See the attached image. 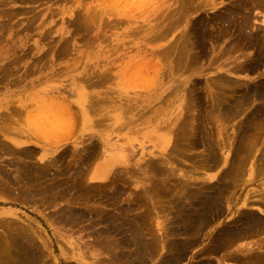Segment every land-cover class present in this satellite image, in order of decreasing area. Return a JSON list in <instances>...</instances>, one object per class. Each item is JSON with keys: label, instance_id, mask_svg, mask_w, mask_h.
<instances>
[{"label": "rangeland", "instance_id": "obj_1", "mask_svg": "<svg viewBox=\"0 0 264 264\" xmlns=\"http://www.w3.org/2000/svg\"><path fill=\"white\" fill-rule=\"evenodd\" d=\"M239 1L241 0H0V127L3 130L0 137L5 141L0 146V167H4L14 178L21 173L22 162L45 164L56 158L53 170L68 166L73 178L80 162L78 154L96 144L99 156L89 163L88 170L91 173L89 177H85V184L106 188L104 194L96 191L91 194L90 191L87 193V188L84 190L81 187L82 183L71 185L77 186L71 190L70 185L65 183L55 192L52 190L28 197L21 192L16 180L11 183L10 189L6 182H0V229L4 230L5 226L11 224L28 228L44 250L41 263L45 264H122L123 260L117 263L113 257L122 255L123 252L127 253L125 256L128 260L137 259L136 254H130L132 249L137 248L135 243L122 242L132 235L131 225L122 223L121 218L114 223L109 219L117 218L120 203L131 202L134 206L135 203L132 202L138 200L140 192L153 185V171L146 161L167 158L160 152L164 144L159 139L160 132L165 131L171 120L174 124L180 118L185 93L194 82L208 86L206 81H211L220 74L228 75L229 78L232 76L231 79H235L236 84L245 82V86L238 85L239 92H243L250 82V86L256 85L254 88L257 84H264V57L263 63L260 62L256 69L239 72L237 69L246 56H252L256 52L257 48L243 39L247 38L248 33L263 32L264 5ZM184 6L185 9H182ZM187 7L189 10L186 11ZM232 8V17L237 15V9L240 15L235 17L236 21L228 28L229 22H223L222 17L229 15ZM91 9L96 10L94 12ZM182 12L187 13L184 16ZM98 13H102L101 16ZM241 13L250 15L247 17ZM33 15L36 18L33 19ZM213 16L217 19H213ZM242 16L245 19L251 17L247 30H244L249 32H244L245 34L241 29L238 31L241 24L237 21L241 23L244 20ZM203 18H208L211 31L215 28L213 34L219 35L220 32L219 36L224 38L219 37L220 40L214 45H211L210 40L207 41L206 49H210L209 54L203 56V60L199 59V64H196L198 66L182 70L171 54L165 55L162 51L178 42L186 30L187 35L189 29L193 31L192 25ZM219 27L224 28L221 30ZM237 31L242 32L241 35ZM207 38L209 39V35ZM235 38L238 42L236 39L232 43ZM242 41L250 47L245 48ZM240 48L243 49L239 51ZM61 49L64 50L63 54ZM213 56L215 59L218 56V59L215 61ZM210 89L215 91V86L211 85ZM237 90V94H241ZM206 103L208 105L209 101ZM64 106L70 107L69 110L63 109ZM241 117L244 115L232 118V121L227 118L217 123L211 121L215 125L209 121L207 134L200 131L208 138L206 143L187 151L191 156L196 154L197 157L176 158V154H172L167 165L176 168L177 173L173 178L192 185L194 194L185 197L179 195L173 201L171 198H163L164 194L163 197L158 196V200L148 206L149 225L152 226V232L156 231L151 235L148 233V237L153 234L163 236L165 226L179 225L182 220L180 216L177 217L178 211L175 214L179 204L177 199L184 203L185 221L181 223L191 224L190 215L200 209L203 192L199 186L215 184L219 174L229 165L228 157L232 150L235 151L234 144L239 139L236 134H241ZM215 126L219 127V131ZM263 129L264 123L260 132L259 128L256 132V129L251 131L257 134L255 137H261L257 139L260 141L254 153L257 156L260 154L255 163L259 164L261 170L246 171L232 192H227L232 196L231 206L227 205L222 215L213 219L214 222L205 230L196 232L198 240L191 244L186 258L178 264H251L244 259L246 256L253 251L264 252L263 231L238 239L231 247L219 246L215 252L209 247L217 240L221 228L232 225L246 208L264 215V206L259 200V196L264 193ZM214 131L218 132L216 136ZM207 141L216 146L218 156L221 155L222 158L212 168L210 164L215 162H208V151L212 146ZM6 144L14 148L5 151L2 146ZM172 145L175 149L174 139L169 142L167 151H172ZM23 150L31 151L32 154L22 153ZM140 156L146 159L142 157L141 160ZM104 168L107 169L108 176L95 177L96 172H102ZM119 172L123 178L121 181L120 177L116 180L121 186H125V191L118 201L112 197L113 189L109 183L112 178V181L115 180L114 176ZM2 176L0 169V178ZM174 179L171 182L175 183ZM37 187L33 188L37 190ZM76 188L78 189L75 190ZM59 189L65 196L57 195ZM66 193L69 195L66 196ZM91 195L93 198L89 199ZM244 197L253 198L255 205L246 204ZM69 205L78 212L86 210L87 214L79 217L77 213L76 216L66 217L64 214ZM165 205L169 207L166 208ZM159 206L165 208L161 209ZM134 207L132 212L145 209ZM103 211L108 214L103 215ZM145 212L147 213V209ZM115 226L120 229L116 228L114 232L104 231ZM177 236L175 237L182 240L185 234ZM208 247L209 250H206ZM165 253V248L158 251L155 256L149 257L151 259L148 264H160V258Z\"/></svg>", "mask_w": 264, "mask_h": 264}, {"label": "bare ground", "instance_id": "obj_2", "mask_svg": "<svg viewBox=\"0 0 264 264\" xmlns=\"http://www.w3.org/2000/svg\"><path fill=\"white\" fill-rule=\"evenodd\" d=\"M19 1H21V0H19ZM241 1H239V2L241 3ZM248 2H251V4L253 2H255L259 5L260 4L264 5V0H246L245 1V3H248ZM242 3L244 4V2H242ZM230 8H231V6H230ZM182 9H185V6ZM232 9L229 11V15H223V17L220 16V17H222L223 22L224 21L229 22V25H227L228 28H229L230 24H232L234 21H236L235 17L238 15V12H237L238 9H237V11H236L237 15L235 14L236 16L232 17L230 15V14H232V15L234 14V9H233V11H232ZM93 10L91 9V11H93ZM95 10H94V12H95ZM101 10L102 9H100L99 12H101ZM187 10H189V7L186 8V11ZM223 10L220 11V13L221 12L223 13ZM228 10H229V8H228ZM228 10H227V12H228ZM225 11H224V13H225ZM239 11H241V10H239ZM13 12L15 13V11H13ZM79 12L82 14L81 11H79ZM103 12H105V11H103ZM182 13L185 16L186 15L185 13H187V12H182ZM222 13L220 15H222ZM87 14H88V12H87ZM98 14L101 16L102 13L101 14L98 13ZM241 14L247 15V13H241ZM76 15L77 14H75L74 18H76ZM82 15H80V16H82ZM90 15L93 16L92 14H90ZM248 15H250V14L248 13ZM248 15H247V17H248ZM35 16H36V14H35ZM35 16L33 15V19L36 18ZM91 16H90V18H91ZM244 16H242V18L244 20L241 23H239V21H237L238 24H241L240 28H238V31H240V29H241L243 34L249 32V30L247 32L244 30H247L248 23L251 22L250 16L248 18L250 21H247L248 19L247 18L245 19ZM82 17H80V18L83 19ZM215 17L213 16V19H215ZM80 18H78V19L80 20ZM204 19L205 18L198 20L197 23L193 24L192 26H194V27L191 28L193 31H189L190 30L189 29L188 35L186 34L187 33V30H186L185 31L186 33L181 37V39L178 42L173 43L171 46L167 47L166 49H164L162 51L165 55L171 54L170 56H173L176 59V61H177L176 63L179 65V68H181L182 70L188 69L189 67H191L193 65L199 64V62H198L199 59L203 60L202 57L207 55L208 52H210L209 51L210 49H206L207 48L206 47L207 41L210 40L211 45H214V43L218 42V40L222 39V37L224 38V36H222V37L219 36V35H221L220 32H219V35L213 34L212 32L213 31L215 32V28L213 31H211L209 23L207 22L208 18L205 19L206 21ZM216 19H217V17H216ZM240 19H241V17H240ZM73 20L75 21V19H73ZM80 21H82V20H80ZM83 21H85V20H83ZM93 21H95V20H93ZM192 21H195V20H192ZM211 21H212V19H211ZM218 21H221V19H219ZM218 21H216V22H218ZM212 23H215V22H212ZM235 24H237V23H235ZM234 27H236V26H234ZM222 28H224V27H222ZM222 28L219 27V29H221V30H222ZM216 29H218V28L216 27ZM226 30H227V27H226ZM226 30H223V31L227 32ZM223 31H221V32H223ZM259 31H260V29H259ZM191 32L193 35L191 34ZM237 32H235V33L237 34ZM242 32H240V33H242ZM217 34H218V32H217ZM208 35H209V39L207 38ZM219 37H220V39H219ZM237 38H238V36H237ZM237 38L232 40V43H233V41H236ZM238 39H237V42H238ZM240 40H242V39H240ZM243 40L244 41L246 40L247 44H251V45L253 44L255 46L254 48H257V49H256V52L254 55H252V56L248 55V57L246 56V59H244V61H242L238 64V67H237V69H239L238 72L240 70H249L251 68L256 69L257 66L260 64V62H262V59L264 57V30H263V32L261 31V33H258V34L254 33V32H252L251 34L248 33L247 38L243 39ZM244 41H242V43L245 44V48H246L247 45ZM237 42H234V43H237ZM239 42H241V41H239ZM253 45H252V47H253ZM229 46H230V43H228V47ZM238 46L241 47V45H238ZM248 47H250V45L247 46V48ZM194 49H196L198 51L193 52L192 50H194ZM241 49H243V48H240L239 51ZM221 50H223V49H221ZM257 50H258V52H257ZM62 51L64 52L63 49H61V53H62ZM244 51H245V49H244ZM246 54H247V52H246ZM215 57H216V55H215ZM213 58H214V56H213ZM216 59H218V56ZM216 59H215V61H216ZM196 66H198V65H196ZM231 68H230V70H231ZM237 69L235 70L236 72H237ZM221 75L222 74H220L219 76L217 75L216 78L211 79V81L210 80L206 81V84L208 86L203 85V84L198 85V83H201L198 81L194 82L193 86L190 88V90H188L185 93V95L183 97L184 102L182 105V111L180 113V118H178L177 122L174 124L171 120L167 124V128L165 129V131L160 132V138L159 139L164 142V144L161 146L160 152L162 155H166L167 158H163V157L160 158L159 157V158L154 159V160L146 161L150 164V168L153 171V174L151 176L152 181H153V185L150 188H145L144 190H142L140 192V194L137 196L138 198L136 197L138 200H136V198H135L136 201H134V199L132 200V201H134L132 203H135L134 206H138L140 208L145 207V209H147V213L145 212V209H143L139 212H132V210L135 209V207L131 204V202L130 203L128 202L125 204L120 203L118 205V208H119L118 212H120V213L117 215V218L116 219H112V218L109 219V221H112V223L117 222L116 220H119L120 218L123 220V221H121L122 223H127V224L129 223L131 225L132 235H130V237L128 236L127 238H125L124 241L122 240V242H124V243L125 242L126 243H135V245L137 246L136 249H132V251L130 252V254H136L137 259L134 258V259L128 260L125 256V255H127V253L123 252L122 255H116L113 257V259H115L117 261V263H120L121 260H123L122 264H148V262L151 259L149 257L155 256L158 253V251L165 248L167 253H165L160 258V262L162 261L160 264H178L181 260L186 258L187 251L189 250V247H191V244H193L194 242H196V240H198L199 235L197 236L196 232L199 231V233H200V232H202L203 229L205 230L206 227H209V225H211V222L212 223L214 222V221H212L213 219H216L217 217L222 215V211H223V209H226L227 205L231 206L232 196L228 195L227 192L228 191L230 192V190L232 192L233 187L238 183L237 181L240 180V178L243 175H245V173H247L246 171L252 172V170H254V169H256L257 171L261 170V167L259 166V164L255 163V159L257 162L260 154H259V156L254 154L255 149L257 151V146L259 143L258 141H260L257 139H260L261 137L260 138L255 137L257 134L255 135V133L253 134V132L254 131L256 132L258 130V128L260 129L258 132H260L261 128L263 126V123H264V84H261V85L257 84V87L254 88L256 85L250 86L249 85L251 83L250 82V83L246 84L247 86L244 87L246 89H244L243 92H239L237 90V88H239L238 85L242 84L245 86V82H244V84L243 83L236 84L235 79H231L232 76L229 78L227 74H225L227 76H221ZM262 80H264V79H262ZM211 85L215 86V91L210 89ZM201 87H203V89H201ZM236 90L241 94H237ZM234 91H235V93H234ZM235 94H237V95H235ZM257 100H261L262 102L260 101L258 104H256L255 102ZM207 101H209L208 105L206 103ZM253 101L255 104H253ZM251 105H254V106L252 107ZM62 108L65 110H69L70 107L67 108L66 106H64ZM194 111H197V113H194ZM240 115H244L243 118L241 117L242 118L241 120H243L244 122L242 121V124L240 125V128H241L240 133L241 134L238 132L240 134V136L236 134V136H238L239 139H237V141L235 140L236 141V144H234L235 145L234 146L235 151L232 150V152H231L232 154L228 157L229 165L227 166V168H225L219 174L217 180L215 181V184H212V185L207 187L206 184L202 183L203 185L199 186V188L201 187L200 189L203 192L201 194V197H200V202H201L200 203V209L197 210L195 213H193V215H190L191 224L184 225L183 223H181L182 221H185L184 203L181 202L182 200L177 199L179 201V204H178V209L176 210L175 214H177V211H178L177 217L180 216L179 218H180V220H182V221H180L179 225L165 226L164 227L165 229L163 231L164 237L162 235H158V234H157V236L155 234H153V236L148 237L147 236L148 233H150V235H151V233L156 232V231L152 232V228H151L152 226L149 225L150 224V222H149L150 216H149L148 206L152 205L156 200H158V196L161 195V197H163L162 195L164 194L165 196L163 198H165L166 200L168 198L169 199L171 198V200L173 201L174 199H176L175 198L176 196L180 195L182 197L183 196L185 197L186 195L193 196V194H194L193 190H192L193 189L192 185H190L188 182H185L182 180H178V179L176 180V179H174L175 177L173 178V176L177 173V171H175L176 168L169 167L167 165L168 160H170L172 158V154H176V158L179 156L180 157L181 156L182 157H192V158L197 157L196 154L194 156L192 154V156H191L190 154L187 153V151L191 148H195L196 146H201L202 144L206 143V139H208V138H206L205 134H203V133L201 134L200 131L202 130V132L207 134V128H209V121L210 122L216 121V123H217V121H220L223 118H227V119L232 121V118H236ZM172 124H173V126H172ZM213 124L214 123H212V125ZM235 125H236V123H235ZM58 128L61 129V126H59ZM235 128H236V126H235ZM238 128H239V126H238ZM217 129L219 131V127ZM254 129H256V130H254ZM235 131H237V130H235ZM251 131H253V132L251 133ZM2 132H3V130L0 127V134H2ZM214 133H216V132L214 131ZM208 134H210V133H208ZM217 134H218V132L215 134V136ZM260 136H262L261 133H260ZM172 139H174L176 145H175V149H174V145H172V151L170 152V151H167V146ZM235 139H236V137H235ZM207 142H209V145L211 144L210 141H207ZM19 143H21V142H19ZM3 144H5V141H3L0 137V146ZM210 146H212V148L210 147L211 150L208 151L209 152L208 154L210 155V156H208V160H210V161H208L207 159L205 161L215 162L214 164L209 163L211 165V168H212V165L214 166L222 158L220 157L221 155L218 156V153H217L218 149L216 148V146H214L213 144H211ZM2 147H3V149H5V151H9V150L14 148L9 144H6V146H2ZM173 149H174V151H173ZM21 152L26 153L27 155L32 154L31 151H27V150H23ZM218 152H219V150H218ZM98 156H99V148H98V145H96V144H92L91 146H88L84 150L83 153L78 154V157H80V162H78L79 164L76 166L73 178L71 177V173H70L71 168L68 166H65L63 168L59 167L57 170H53L54 169L53 166H54V164H56V158H52V160L46 162L45 164L22 162V164H20L21 173L18 176H15L14 177L15 179L13 178V176H11L9 174L10 172H8L4 167H0V169L2 170V173H3L2 178H0V182H6L7 187L10 189L11 183L16 180V182L19 186V189H21V192L22 193L24 192L23 194H26L28 197H33L39 193H45V192L49 193L52 190H54V192H55V190H57L60 186H62L65 183H67L66 185H70V190H71V188L73 189L74 187H77L76 185L74 187L71 185L76 184V183L79 185L82 183L81 185H83V186H81V187L84 190H85V188H87L86 189L87 193H88V191H90L92 194V192L94 193L96 191V192H98V194H99V192L101 194H104V193H106V191H104L106 188H99L100 186L98 188H96V187H93L91 185L85 184V177H89V175L91 173L88 170L89 169L88 168L89 163L94 161ZM142 157L143 156H140V159ZM143 158H144V160L146 159L145 157H143ZM219 158H221V159H219ZM140 159L138 161H140ZM148 159H150V158H148ZM141 160H143V159H141ZM249 164H250L251 169L249 168ZM206 165H204V166H206ZM217 165H220V164H217ZM247 168H248V170H246ZM207 169H208V166H207ZM96 174L97 175H95V177L104 178V177L108 176L107 175L108 171H107V169L104 168V169H102V172H96ZM65 175H68V176L65 177ZM187 175H188V172H187ZM114 177H115V180L112 181V179H114V178H112L110 181L111 183H109V185H111V187L113 189V192L111 193V195L115 200L119 201L121 194L125 191V186L124 185L121 186L119 184V182L116 180V178L120 177V181H121V178H123V176H121V173L119 172V174H116ZM78 179H80L81 181H78ZM173 179L176 180V182L174 181L175 183L171 182ZM113 182H116V184L114 183L115 184L114 186H112ZM34 186H38L37 190H35V188H33ZM67 188H62V189L67 190ZM77 189L78 188H76L75 190H77ZM57 192H56L57 195L58 194L64 195V193L60 189ZM68 192H69V190H68ZM52 193H51V196L53 195ZM69 193H68V195H69ZM82 194H80V195H82ZM68 195L66 193V196H68ZM47 196L50 197V195H46V197ZM78 197H79V195H78ZM87 197H88V195H87ZM259 197H260L259 200H260L261 205L264 206V193L262 192L261 196H259ZM52 198H54V197H52ZM90 198H93L92 195H91V197L89 196V199ZM55 199H56V197H55ZM159 200H160V198H159ZM166 200H164V201H166ZM244 202L246 204L253 205L256 201L253 200V198H251V197H246V198L244 197ZM161 203H162V201H161ZM159 204H160V202H159ZM162 204L164 205V203H162ZM176 206H177V204H176ZM162 207L163 206H161V207L159 206V208H161V209H162ZM165 207H166V205H165ZM165 207H163V208H165ZM167 207H169V206H167ZM66 211L67 212L64 214L66 217L76 216L77 213H78L79 217L85 216V214H87L86 210H81L78 212L75 207H72V205L71 206L69 205L68 208L66 209ZM103 212H104L103 215L108 214L106 211H103ZM211 214H213V215H211ZM109 216H111V215H109ZM102 219H105V218L103 217ZM199 224H201V226H199ZM4 228H5L4 230L0 229V264H45V263H41L42 257L44 255V250L41 248V246L39 244L40 242H38V240H36L34 238V236L31 235L32 232L30 233L29 230H27L28 228H26L24 225H20V224H16V225L11 224V225L5 226ZM116 228H119V226H115L113 228L110 227L104 231L105 232H114V229H116ZM262 231L264 232V215L260 214L259 212L255 211L254 209L246 208L244 210V213L241 214L239 216V218L232 225H229L228 227L221 228V230L218 232L219 233L218 234L219 236H217L218 238L216 237L217 240H214V243L212 244V246H209V247H212V248H210V250H212V252H215L214 250H216L219 246H221V248L229 247V246L231 247L232 246L231 244L234 243L235 241L237 242L238 239L245 238V237H248L250 235L254 236V235H256ZM182 233H183V235L185 234V237L183 236L184 239L179 240V238L175 237L178 234L181 236ZM186 234H191V236H188V235L186 236ZM114 240L116 242H118L117 239H114ZM127 245H129V244H127ZM209 247L206 250H209ZM206 252H208V251H206ZM244 259L246 261L250 262L251 264H264V252L259 253L257 251L255 253V251H253V253L246 256ZM198 264H214V263L213 262H210V263L199 262Z\"/></svg>", "mask_w": 264, "mask_h": 264}]
</instances>
